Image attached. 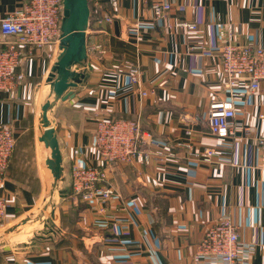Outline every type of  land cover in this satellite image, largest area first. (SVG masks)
<instances>
[{"label": "crops", "instance_id": "0c3cea01", "mask_svg": "<svg viewBox=\"0 0 264 264\" xmlns=\"http://www.w3.org/2000/svg\"><path fill=\"white\" fill-rule=\"evenodd\" d=\"M88 1L87 57L71 66L73 95L48 110L62 156L60 180L47 164L51 149L39 138L42 105L55 97L47 81L55 60L48 53H59L61 42L25 49L23 81L1 95L0 123L13 128L16 146L0 186L7 201L0 238L8 237L0 264H195L206 227L227 213L240 239L256 245L238 264H264V170L257 143L264 134V89L250 92L245 82L237 87L234 135L218 138L207 124L211 100L230 98L220 47L264 46V0H166L173 18L197 24L194 31L166 28L153 18L149 0H119L116 10L105 0ZM28 2L0 0V18ZM107 11L113 21L99 23ZM9 40L14 38H3ZM127 62L142 69L141 86L131 82ZM100 117L139 118L145 130L170 142L189 138L185 132L191 130L194 147H215L216 161L186 159L184 148L174 146L179 157L165 163H104L94 148ZM95 165L106 169L119 194L106 201V214L115 219L98 211L101 201L72 194V170ZM60 183L59 193L69 192L60 193L51 219L39 217L25 238L11 237L38 215L49 187Z\"/></svg>", "mask_w": 264, "mask_h": 264}, {"label": "built area", "instance_id": "2783aa9c", "mask_svg": "<svg viewBox=\"0 0 264 264\" xmlns=\"http://www.w3.org/2000/svg\"><path fill=\"white\" fill-rule=\"evenodd\" d=\"M111 10L119 7V0H105ZM143 1V0H142ZM146 1V0H145ZM150 9L155 20H161L168 29L179 28L187 31L197 29L194 21L171 15L172 5L166 0H149ZM64 18L63 0H29L22 8H18L0 18V100L2 93L13 92L23 81L24 74L19 67L25 55V49H42L62 38L61 24ZM112 12L100 13L99 23H111ZM12 36L13 41H3ZM194 45L193 49H200ZM101 49V48H100ZM60 52L48 53L49 59L57 61ZM104 52L103 49H101ZM219 56L222 67L223 85L229 93V99H212L207 113V124L212 135L226 138L234 135L236 128V107L233 101L235 91L241 82L247 83L248 91L264 89V46L240 45L225 43L220 47ZM53 63V65H54ZM52 65V67H53ZM133 84L143 83L142 69L138 64L124 63ZM142 95L147 91L141 90ZM264 117V114L260 115ZM252 131L253 127H247ZM189 138L174 141L160 140L145 130L139 118L100 117L94 136V148L100 159L107 164L142 161L149 163L151 159L162 163L178 158L173 147H183L185 158L211 164L216 161L215 147L195 148L191 139L192 131L185 132ZM260 162L264 170V134L257 140ZM16 145L13 128L0 123V186ZM71 191L80 200L90 203L101 201L98 208L106 214V201L117 197L115 187L107 182L106 169L102 165L79 166L72 170ZM7 201L0 195V225L6 215ZM256 251V245L240 239L236 224L229 213L206 227L203 237L197 245L193 256L195 264H238L248 259ZM12 258V256H8Z\"/></svg>", "mask_w": 264, "mask_h": 264}, {"label": "water", "instance_id": "95a60500", "mask_svg": "<svg viewBox=\"0 0 264 264\" xmlns=\"http://www.w3.org/2000/svg\"><path fill=\"white\" fill-rule=\"evenodd\" d=\"M64 18L61 24V53L54 63L47 81L53 86L55 97L53 100H47L42 105L41 121L44 126L40 141L51 149V155L47 159V164L52 170L55 181L62 176V156L59 148L55 128L51 125L48 117V110L60 99H66L73 93L68 91L69 87L76 86L75 81H71V66L87 57V35L86 29L90 21V7L88 0H63ZM56 185V184H55ZM60 193H63L62 191ZM8 237L0 238V247L4 246Z\"/></svg>", "mask_w": 264, "mask_h": 264}, {"label": "rangeland", "instance_id": "374dc122", "mask_svg": "<svg viewBox=\"0 0 264 264\" xmlns=\"http://www.w3.org/2000/svg\"><path fill=\"white\" fill-rule=\"evenodd\" d=\"M64 184H57L55 186H50L48 191H47V195H46V199L44 200V202H42L40 204V207L38 208L37 210V213L38 215L36 217H34V219L30 220L32 218V216H30V219H26L27 222L25 225L21 224V228L19 230H14L12 232H10V236L11 237H18L21 239L22 238H25L24 236H21L23 235L24 233H29L30 231L28 230L32 225H36L34 223H36L37 219L40 217V218H43L44 216L47 215V218L48 219H51L52 215H51V211L53 210V208L59 204V201H61L60 199V193H59V190L61 189V187H64L63 186ZM57 208V206L55 207V209ZM42 220V219H41ZM40 225V224H39ZM9 230V229H8ZM2 231L5 232V229H2ZM7 232V233H9ZM17 234V235H16ZM10 237V238H11ZM27 237V236H26Z\"/></svg>", "mask_w": 264, "mask_h": 264}, {"label": "trees", "instance_id": "16d2710c", "mask_svg": "<svg viewBox=\"0 0 264 264\" xmlns=\"http://www.w3.org/2000/svg\"><path fill=\"white\" fill-rule=\"evenodd\" d=\"M15 146H16V145H15ZM12 155H13V154H12ZM10 160H11V159H10ZM68 192H69L68 190L64 189L62 194H63L64 196H67V195H68Z\"/></svg>", "mask_w": 264, "mask_h": 264}]
</instances>
